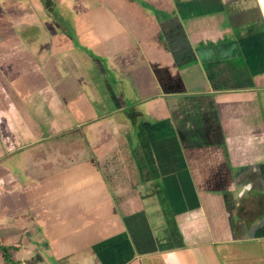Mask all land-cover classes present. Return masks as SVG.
<instances>
[{
	"label": "crops",
	"instance_id": "1",
	"mask_svg": "<svg viewBox=\"0 0 264 264\" xmlns=\"http://www.w3.org/2000/svg\"><path fill=\"white\" fill-rule=\"evenodd\" d=\"M84 1L46 60L0 40V245L19 264H264V0Z\"/></svg>",
	"mask_w": 264,
	"mask_h": 264
},
{
	"label": "rangeland",
	"instance_id": "2",
	"mask_svg": "<svg viewBox=\"0 0 264 264\" xmlns=\"http://www.w3.org/2000/svg\"><path fill=\"white\" fill-rule=\"evenodd\" d=\"M84 3L82 0H0V40L18 31L25 39V46L17 48L15 52L20 56L27 53L28 56L34 55L37 60H46L49 53L45 54L44 51L49 48V39L54 32L59 35L67 33L69 36L75 34L73 21L80 19L79 12L84 9ZM34 22L38 23L37 26L33 25ZM40 24L43 28L39 27ZM17 25L21 28L18 29ZM34 42L38 45H33ZM48 59L54 60L55 57ZM64 59L66 58L63 57L62 60ZM68 60L70 61H65ZM120 74V78L126 83L129 80L128 74L126 71H121ZM106 76L111 82L117 79L111 72H107ZM136 98L139 101L142 96L136 95ZM135 103L129 95L127 105L132 106ZM161 128L165 129L164 126Z\"/></svg>",
	"mask_w": 264,
	"mask_h": 264
},
{
	"label": "trees",
	"instance_id": "3",
	"mask_svg": "<svg viewBox=\"0 0 264 264\" xmlns=\"http://www.w3.org/2000/svg\"><path fill=\"white\" fill-rule=\"evenodd\" d=\"M0 250L2 251L5 264H19L15 258V253L19 250L17 247H5L0 245Z\"/></svg>",
	"mask_w": 264,
	"mask_h": 264
}]
</instances>
